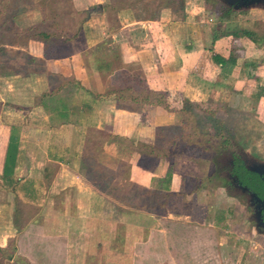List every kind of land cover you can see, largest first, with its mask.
I'll use <instances>...</instances> for the list:
<instances>
[{"label":"crops","instance_id":"obj_1","mask_svg":"<svg viewBox=\"0 0 264 264\" xmlns=\"http://www.w3.org/2000/svg\"><path fill=\"white\" fill-rule=\"evenodd\" d=\"M19 1L7 25L0 22V248L15 241L17 253L31 256V262L41 261L35 260L39 248L64 235V217L68 230L77 233L79 216L87 222L103 212L109 196L92 175L104 155L117 151L108 150L110 144L127 145L118 157L124 182L157 189L150 187L157 180L168 189L176 175L171 181L172 157L162 153L181 138L185 104L218 100L224 89L254 101L264 98V43L239 34L215 44L213 35L186 20L188 2L179 3L182 16L176 17L167 0H155L153 8L151 0H67L71 15L84 19L77 34L75 28L64 35L69 49L51 55L37 39L3 41L14 35L7 26L23 30L50 20L41 0ZM213 53L234 57V65L223 69ZM129 86L164 91L169 107L120 98ZM99 136L93 151L91 139ZM77 202L88 205L79 211Z\"/></svg>","mask_w":264,"mask_h":264},{"label":"rangeland","instance_id":"obj_2","mask_svg":"<svg viewBox=\"0 0 264 264\" xmlns=\"http://www.w3.org/2000/svg\"><path fill=\"white\" fill-rule=\"evenodd\" d=\"M151 1L153 8L155 0ZM179 1L183 5L184 1L188 2V12H184V15L188 16L186 20H189L190 26L204 34L213 35L211 39L214 43L224 37H232L235 34L231 33L233 31L239 35L244 29L253 31L255 41L264 43V11L261 9H231L226 14L223 11L227 7L220 0H167L173 5V14L176 17L182 16V11L177 9ZM22 4L25 3L22 2L19 6ZM59 5L60 14L55 17L57 26L64 35L69 34L75 30L78 17L71 15L74 11L69 1L62 0ZM32 15L33 12L30 11L28 16ZM207 40L211 42L210 39ZM61 46L60 52L69 49L67 44ZM255 58L252 64L257 72L259 70L256 67L260 66V60ZM243 94L240 91L224 89L216 94L221 97L218 100L184 105L188 115L183 120L184 128L178 132L181 138L170 146L172 151L169 154L172 157L169 175L172 181V175L175 174L176 180L169 183L168 189H164V183L157 180L150 184L151 188H157L148 189L158 193L156 202L159 204L150 217H135V221H130L139 225L140 230L136 231V237L127 236L110 245L104 242L97 247L92 244L89 231L93 227L95 229L98 223L84 222L82 216H79L78 231L75 233L68 230L70 220L64 217L61 227L64 235L61 238L57 236L51 247L38 249L40 258L35 260L41 261L34 263L31 262V256L17 253V247L13 249V241L12 245L9 243V247L0 253V264H264V237L251 230L239 202L225 198L224 192L217 189L225 181L219 177L220 160L223 159L226 163L230 158L226 156L228 151L221 148V137L225 136L233 144L236 143L237 152L255 157L264 155V98L254 101L246 99ZM192 134L199 135L200 138L195 139ZM216 134L220 136L213 137ZM204 136L212 138L207 148L199 146V141ZM100 138L101 136L91 139V150L94 151V146L98 148ZM110 145L108 150L118 152H111L110 158L103 156L102 163L99 164L102 167L96 169L92 180L99 191L109 196V203L103 204L104 210L96 218L110 224L112 229L118 223H129L127 217L114 214L126 210L121 203L123 200L130 204L127 205V211L142 210L143 214L153 211L149 199L142 198L144 191L138 185L123 180V169L119 168L118 157L127 152V145ZM203 157L212 160L210 169ZM98 160L100 161L99 158ZM87 161L90 166L97 165L90 157ZM143 161L153 163L148 159ZM196 177L203 179L205 185L190 194L189 191L197 185ZM133 195L134 198L130 199ZM163 201L164 207L161 208L159 205ZM93 203L96 207L102 206L101 203ZM143 203L147 206L141 210L134 207ZM88 204L77 202V207L79 206V211H83ZM48 206L53 207L54 203L50 202ZM151 217L155 218L154 221ZM45 220L48 221L47 217ZM57 225L55 232L60 231V225ZM114 246L116 249L123 248L125 256H119L117 250L112 248ZM6 256H12L13 260L6 259Z\"/></svg>","mask_w":264,"mask_h":264},{"label":"trees","instance_id":"obj_3","mask_svg":"<svg viewBox=\"0 0 264 264\" xmlns=\"http://www.w3.org/2000/svg\"><path fill=\"white\" fill-rule=\"evenodd\" d=\"M165 1L166 0H161V5L164 4ZM19 2H20L19 0H1V2H0V22L2 23V26L7 25L6 21L8 19H6V18H8L12 14H14V12L17 10V6H18ZM61 2H62V0H59V1L41 0V1H39L40 5L42 6V10L44 12L46 11V7H47V9H48L47 13L50 17V20L47 19V21L43 22L42 24L33 25L32 27H29L28 29L24 28L23 30H21L19 27L17 29L14 25H13V27L7 26V27H5V29H7L8 31L11 30L14 35L10 39H8V40L4 39L3 41L10 42L9 44H17V43L21 44L23 42H26L27 39L33 38V39H37V40L42 41L45 44V49H47V50L49 49L51 55L54 52H56V54H64V52H62V53L60 52L59 48L62 47L61 45L65 44V41H67V37H65L64 33L61 32V29H59V27L57 26V23H58L57 20H55V17L59 16V14H60L59 7L62 4L61 5H59V4ZM69 14H71V13H69ZM79 19L80 20L77 22V25H76V34L78 33V31L81 28L82 20L84 19V17L82 16ZM231 33L232 34L235 33L236 36L238 35V32L233 31ZM240 33L246 35L248 38L255 40L253 31H250L248 29H244V31L240 32ZM235 34H233V35H235ZM60 36H64V38H61V40H60L59 39ZM214 36H217V35H214ZM72 37L74 38L75 36L73 35ZM57 52H59V53H57ZM212 58H213L215 63L219 64L223 69H227V70H229V67L233 66L235 63V59L232 56H229L226 58V57H223L217 53H213ZM119 94H120V98H122L124 100H130L131 102L136 103V104L137 103H139V104H155V105H162L165 108L169 107V104L167 102L166 93L164 91H153V90H149L147 88H143L140 91H137V90H134L133 87L129 86L123 90H120ZM185 113L187 114L186 111H185ZM226 141H227V139H226ZM162 154L168 155V154H170V151L164 152ZM7 161H8V159L6 158L4 168H6ZM149 164H151V163L145 162V165H149ZM139 188L144 191V195L143 196L141 195L142 198H144L145 200L149 199L151 207H152L151 210L152 211L154 209L156 210V208L158 207V204H159L158 202H156L158 199V196L156 194H158V193L156 191H152V190L145 188V187H139ZM133 198H134V195L130 199H133ZM121 202L130 206V204L124 200ZM146 206H147V204L143 203L141 205H136L134 207H137L141 210ZM159 206L161 208H163L164 207V201L161 202ZM141 211H137L134 209V210L128 211L127 213H125L124 211L114 213L115 216H118V215L122 216L123 215L124 217H127L129 219V223L128 222L127 223H118V224L114 225V227L112 229L110 228V224L105 225L103 223V221L99 220V218L89 217L87 219V221L98 223V226L95 229L93 227L92 230L89 231L90 235H92V237H91L92 244L94 246L98 247L99 245L103 244L104 242L108 243L110 245V243L117 241L118 239L127 238V236L129 238L134 237V236L136 237V235H137L136 231L140 230V229H138L139 225L130 223V221L134 220L135 217H137V218L138 217H147L148 218L155 212V211H153L151 213V211H150L148 213L143 214V211L142 212ZM163 213H164V210H163ZM154 219L155 218L151 217L152 221H154ZM112 248L116 249L115 246ZM13 249H16L15 245L13 246ZM116 250H117L116 253L119 256H123V255L125 256V254H124L125 251L123 248H119ZM2 251H3V249L0 248V253H3ZM6 259L13 260L12 256L7 257Z\"/></svg>","mask_w":264,"mask_h":264},{"label":"flooded vegetation","instance_id":"obj_4","mask_svg":"<svg viewBox=\"0 0 264 264\" xmlns=\"http://www.w3.org/2000/svg\"><path fill=\"white\" fill-rule=\"evenodd\" d=\"M220 2H223L227 7L223 11L226 14L231 9L257 8L264 11V0H220ZM179 3L183 5L181 1ZM192 137L195 139L200 138L196 134H192ZM220 139L222 142L221 148L228 151V155L226 156H230V158L226 163L223 162V159L220 160L219 177L224 178L225 181L219 184L217 189L224 192L226 195L225 198L227 197L228 199L235 200L237 203L239 202L242 207V213L244 212L243 214H246L247 221L251 225V230L264 237V174H259L249 168L251 166L253 167L254 163H264V155L255 157L254 155L252 156L241 151L237 152L236 143L233 144V141H229L225 136ZM210 141H212L210 136H204V138L200 139L199 146L207 148L209 147L208 143H211ZM203 159L208 162L207 167L210 169L212 160L208 159V157H203ZM214 171L217 172L216 169ZM196 181L197 185L195 184V188L189 191L190 194L195 193L205 183L200 177H196Z\"/></svg>","mask_w":264,"mask_h":264},{"label":"water","instance_id":"obj_5","mask_svg":"<svg viewBox=\"0 0 264 264\" xmlns=\"http://www.w3.org/2000/svg\"><path fill=\"white\" fill-rule=\"evenodd\" d=\"M254 172H257L259 174H264V163L257 162L253 164V167H249Z\"/></svg>","mask_w":264,"mask_h":264}]
</instances>
